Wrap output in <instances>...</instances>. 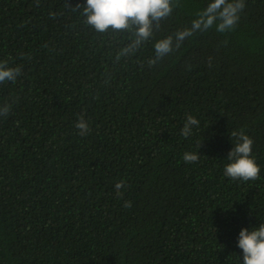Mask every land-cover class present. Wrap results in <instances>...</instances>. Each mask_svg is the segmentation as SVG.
Listing matches in <instances>:
<instances>
[{"label": "trees", "instance_id": "trees-1", "mask_svg": "<svg viewBox=\"0 0 264 264\" xmlns=\"http://www.w3.org/2000/svg\"><path fill=\"white\" fill-rule=\"evenodd\" d=\"M66 2L86 0H0V61L22 67L0 84V264H242L241 228L264 222V0L151 68L153 40L116 61L126 35L96 33ZM207 3L181 0L154 39ZM189 114L200 126L185 138ZM240 130L255 181L223 174Z\"/></svg>", "mask_w": 264, "mask_h": 264}, {"label": "clouds", "instance_id": "clouds-1", "mask_svg": "<svg viewBox=\"0 0 264 264\" xmlns=\"http://www.w3.org/2000/svg\"><path fill=\"white\" fill-rule=\"evenodd\" d=\"M65 6L79 11L83 23L96 33L126 35L128 42L116 51V61L126 62L153 40L154 54L147 59V66L151 68L178 51L186 40L197 34L213 29L220 34L234 31L246 4L245 0H208L206 6L196 12L189 25L158 39L154 37L161 30L162 21L172 17L174 10L183 6L181 0H86V3L76 7H71L67 2ZM50 15L55 17L58 14ZM207 63L209 67L212 66L211 57ZM188 67L190 69L191 65ZM21 74V66L13 67L9 66L7 60L0 61V84L9 81L15 83ZM11 109V102L0 104V117L6 118ZM194 126L198 128L200 121L191 114L187 115L181 135L185 138L191 136ZM75 127L80 136H86L91 131L88 121L83 117L77 120ZM231 136L236 142L226 157L228 163L224 166V176L232 181L258 180L261 169L252 155V138L243 130L233 131ZM199 158L200 153L194 152H185L182 157L188 164L197 162ZM123 186V180L115 184L117 195H122L120 190ZM131 206L132 201H125L124 207ZM237 245L242 249V264H264V222L259 226L253 225L250 229L241 228Z\"/></svg>", "mask_w": 264, "mask_h": 264}]
</instances>
